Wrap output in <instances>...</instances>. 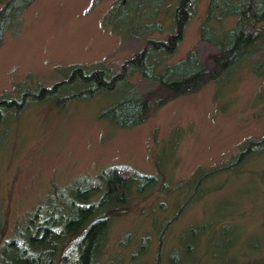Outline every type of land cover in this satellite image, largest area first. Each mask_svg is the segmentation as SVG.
I'll return each mask as SVG.
<instances>
[{"label":"rangeland","instance_id":"1","mask_svg":"<svg viewBox=\"0 0 264 264\" xmlns=\"http://www.w3.org/2000/svg\"><path fill=\"white\" fill-rule=\"evenodd\" d=\"M8 1L0 0V10ZM169 3L172 8L173 0H15L0 39V97H24L65 78L75 65L118 72L148 39L169 34ZM215 3L202 31L209 0H197L177 51L151 59L153 74L184 59L201 36L199 57L212 66L214 48L236 20L228 15L233 0ZM237 59L225 79L187 95L171 97L161 80L133 71L115 89L89 99L71 97L84 89L73 85L54 102L4 111L0 221L6 236L54 188L129 164L158 182L143 193L131 191L125 213L112 220L103 264H153L161 244L162 264H170L169 257L171 264H264V148L198 182L248 139L264 136V36H255ZM131 86L150 98L151 108L142 122L119 128L103 113Z\"/></svg>","mask_w":264,"mask_h":264},{"label":"trees","instance_id":"2","mask_svg":"<svg viewBox=\"0 0 264 264\" xmlns=\"http://www.w3.org/2000/svg\"><path fill=\"white\" fill-rule=\"evenodd\" d=\"M14 1L9 0L0 10V39L6 30L5 24L14 8ZM170 3L166 8L170 15L169 34L165 39H148L141 50L122 63L118 72L75 65L65 78L52 85L27 90L24 97L1 96L0 121L4 111L22 110L29 102H54L55 95L65 87L84 86L71 95L80 100L89 99L101 91L113 90L133 71L161 80L171 97L194 93L208 82L218 83L225 79L234 69L243 47L254 42L255 36H264V0H233L228 15L236 20L227 39L214 48L212 66L206 65L199 57L205 39L201 36L197 46L189 50L184 59L155 75L150 70L151 59L156 56L163 59L177 51L196 10L197 0H173L172 8ZM215 6V0H209L202 31L214 17ZM158 30H161V24ZM168 76L173 78L167 80ZM166 100L160 99L157 104L162 105ZM150 108V98L131 86L130 93L108 108L103 116L117 127L127 128L142 122ZM255 147L264 148V136L248 139L227 163L203 172L198 182L236 167L246 155L252 154ZM157 182V175L143 173L129 164H115L101 169L95 179L77 178L64 188H54L43 203L15 224L8 237L6 226L0 221V264H103L101 257L107 248L113 218L125 213L132 190L143 193ZM187 202L177 212L178 215L169 220L161 235L183 212ZM162 248L161 244L153 264H162ZM169 263H172L171 257ZM107 264L122 263L113 261Z\"/></svg>","mask_w":264,"mask_h":264}]
</instances>
